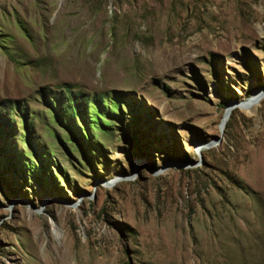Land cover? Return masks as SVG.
Masks as SVG:
<instances>
[{
    "label": "rangeland",
    "instance_id": "1",
    "mask_svg": "<svg viewBox=\"0 0 264 264\" xmlns=\"http://www.w3.org/2000/svg\"><path fill=\"white\" fill-rule=\"evenodd\" d=\"M259 89L264 0H0V264H264Z\"/></svg>",
    "mask_w": 264,
    "mask_h": 264
},
{
    "label": "bare ground",
    "instance_id": "2",
    "mask_svg": "<svg viewBox=\"0 0 264 264\" xmlns=\"http://www.w3.org/2000/svg\"><path fill=\"white\" fill-rule=\"evenodd\" d=\"M263 97H264V90L259 89L252 95V97L248 101L244 102L243 104H240V108H242V110L246 112L247 114H254V112L256 111V107L259 103V100L263 99ZM233 108L234 106H231V105L228 106V110L226 111V113L221 119V123H220L221 126L226 125L228 118H229V115H228L229 111L230 110L232 111ZM202 146L204 145H201L200 143H198L197 148L202 149L203 148Z\"/></svg>",
    "mask_w": 264,
    "mask_h": 264
},
{
    "label": "trees",
    "instance_id": "3",
    "mask_svg": "<svg viewBox=\"0 0 264 264\" xmlns=\"http://www.w3.org/2000/svg\"><path fill=\"white\" fill-rule=\"evenodd\" d=\"M74 108L71 109V111L73 110Z\"/></svg>",
    "mask_w": 264,
    "mask_h": 264
}]
</instances>
